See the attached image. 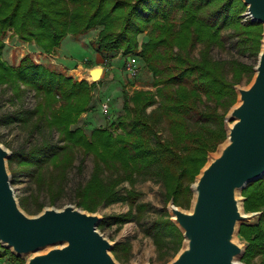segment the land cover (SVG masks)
Returning <instances> with one entry per match:
<instances>
[{
    "label": "trees",
    "instance_id": "trees-1",
    "mask_svg": "<svg viewBox=\"0 0 264 264\" xmlns=\"http://www.w3.org/2000/svg\"><path fill=\"white\" fill-rule=\"evenodd\" d=\"M246 10L243 0H0V35L13 29L20 39L51 52L68 35L76 37L102 27L97 51L105 61L120 49L124 55L136 54L152 72L156 88L126 95L125 113L117 122L87 133L73 124L82 113L91 111L96 82L77 81L29 56L14 67L0 52V84L34 89L40 102L35 111L38 124L33 129L57 131L63 142L46 140L40 147L13 151L9 162H17L20 171L34 176L45 161L60 165L56 158L63 154L68 158L62 164L65 177L76 149L92 155L91 176L76 190L78 205L95 210L101 203L123 201L131 209L101 220L98 227L102 229L145 215L150 204L139 201L142 194L134 189L139 178L161 182L165 202L172 199L189 207L195 177L208 155L226 139L225 116L236 102L235 85L254 73L256 64L217 60L211 55L215 45L224 43L223 32L232 30L230 36L236 37L238 51L258 57L263 24L251 19L242 22ZM148 29L149 39L137 53L138 35ZM3 47L1 42L0 49ZM57 103L61 105L57 107ZM162 127L167 136L161 133ZM106 171H110L109 178ZM125 181L132 188L122 193L120 186ZM55 194L51 195L53 201ZM242 194L246 211H262L259 222L240 227L239 235L247 241L242 260L251 264L253 258L261 257L264 264V176L248 183ZM154 229L157 246L163 249L165 236L170 235L176 255L184 237L170 217L155 222L149 231ZM118 249H128V244L118 243L114 251ZM6 260L24 264L22 257L0 243V264Z\"/></svg>",
    "mask_w": 264,
    "mask_h": 264
},
{
    "label": "rangeland",
    "instance_id": "rangeland-1",
    "mask_svg": "<svg viewBox=\"0 0 264 264\" xmlns=\"http://www.w3.org/2000/svg\"><path fill=\"white\" fill-rule=\"evenodd\" d=\"M241 16L242 22H246L247 19H250L247 10L242 13ZM101 29L102 27H95L88 33L76 37L68 35L63 39L61 44L51 52L43 51L35 42L31 43L20 39L18 34L14 33L13 29L8 30L4 36L0 35V44L1 42L4 44V47L0 49L2 58L14 67L20 63L22 58L29 56L35 63L44 64L77 81L84 80L89 84H93L89 70L96 66L104 67V73L101 79L93 85L94 87L91 92L93 105L91 111L82 113L78 122L73 124V127L84 128L87 133H89L92 128L110 126L112 122H117V120H119L118 117L125 113L124 104L126 95L132 97L137 90L145 89L155 91L156 89L152 83V72L145 66L142 60L138 59L136 54L124 55V49H120L118 52L113 53V57L108 60V63L105 61L103 56L97 51V40ZM231 31L232 30H227L223 32L224 43L215 45L212 48L211 55L217 60L230 61L237 59L246 64H257L258 57L256 55L250 52L242 53L238 51L235 46L236 37L230 36ZM149 33L150 29L138 35L139 49L137 53L141 50L142 43L149 39ZM262 36L261 47L264 40V24ZM199 48L200 47L194 51L193 54L195 56L198 55ZM132 56L138 59L141 66L140 73L136 77H131L125 70V61ZM255 66L251 79L249 75H245L244 78L235 85L237 98L230 109L239 103L238 88L250 86L256 74ZM227 73L230 78L232 72L229 66H227ZM21 89L22 90H18L15 86L7 83L0 84L1 144L11 152V155L13 151H24L30 150L36 146L40 147L45 144L43 142L46 140L53 144H63V142L59 141V134L57 131H50L47 129L37 131L33 129L38 124L39 120V115L35 113V111L37 110L40 98L34 89H30L23 84H21ZM108 99H110V101H107ZM105 103L109 105L107 110L104 107ZM60 105V103L56 104L57 107ZM152 108L153 107H150L148 110L150 111ZM230 109L226 116L229 114ZM27 111L28 113H26ZM226 116V139L215 151L208 155L206 163L191 185L192 192V186L196 182L202 169L210 161L211 157L219 153L221 147L225 145L228 139L226 127L228 122L226 121ZM161 133L164 136L168 135L167 130L163 127L161 128ZM73 157V164L68 167L65 177H62V164L67 162L68 158L63 154H60L59 157L56 158L59 159L57 162L60 165H56L51 161H45L39 167V174L34 176L25 171H20L17 162L11 165L8 159L7 165L12 178V186L15 195L20 207L28 215L34 216L38 214L40 206L43 207L42 210L47 207L61 209L69 204L86 212L98 214L102 217V220L108 216L123 214L131 210L129 204L123 201L101 203L95 207V210H88L81 205L79 206L76 190L80 184H84L90 178L94 167V159L92 155L85 154L80 149H76L73 152ZM15 170L17 171L14 172ZM13 172L15 173L14 177ZM105 175L109 178L110 171H106ZM131 188L132 185L128 181L123 182L120 186L122 193H126V191ZM134 189L142 194L139 198L140 202L150 204L145 215L141 219L133 218L121 225L116 223L111 225L107 224L103 229L99 227L98 229L114 243V247L121 242L128 244V249H118V251H114L113 248L111 251L114 258L120 264H168L183 248L185 239H183L182 246L175 255L172 248V237L170 235L165 236L164 247L160 249L154 241L155 229L152 233L149 230L155 222L161 221L167 217H170L171 221L174 223L170 211L172 199L168 203L165 202L163 195L164 187L161 182L153 178H139L134 185ZM53 192L56 193L54 201L51 197ZM193 199L194 192L190 206L187 208L174 203L178 207L190 211ZM238 199L241 201V206L245 214L257 213L255 217H252L251 223H241L235 235V241L245 246L246 251L247 241L239 235L240 227L244 223L255 224L259 222L262 211L245 210V197L242 194V190L238 193ZM242 257L239 261L242 264H246L242 260ZM22 258L24 259V264H26L28 257ZM5 264H18V262L15 263L6 260ZM251 264H262L261 257L253 258Z\"/></svg>",
    "mask_w": 264,
    "mask_h": 264
},
{
    "label": "water",
    "instance_id": "water-1",
    "mask_svg": "<svg viewBox=\"0 0 264 264\" xmlns=\"http://www.w3.org/2000/svg\"><path fill=\"white\" fill-rule=\"evenodd\" d=\"M252 21L264 24V0H243ZM249 87L238 88L239 103L226 116L228 139L202 169L192 189L190 211L170 203L172 220L182 231L183 248L168 264H242L245 246L235 241L238 227L256 214H245L238 193L264 176V40ZM104 67L89 70L92 82ZM226 122V123H227ZM0 142V243L26 264H120L114 243L98 229L102 220L69 204L44 208L34 216L19 205Z\"/></svg>",
    "mask_w": 264,
    "mask_h": 264
},
{
    "label": "built area",
    "instance_id": "built-area-1",
    "mask_svg": "<svg viewBox=\"0 0 264 264\" xmlns=\"http://www.w3.org/2000/svg\"><path fill=\"white\" fill-rule=\"evenodd\" d=\"M125 70L131 77L138 76V74L140 73V70H141V66L139 64L138 59L134 56L129 57L125 61ZM107 101H110V99H108ZM104 107L107 110L109 108L108 103H105Z\"/></svg>",
    "mask_w": 264,
    "mask_h": 264
}]
</instances>
